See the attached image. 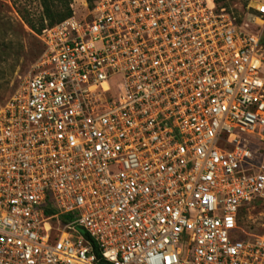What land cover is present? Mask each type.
Listing matches in <instances>:
<instances>
[{"label": "built area", "instance_id": "built-area-1", "mask_svg": "<svg viewBox=\"0 0 264 264\" xmlns=\"http://www.w3.org/2000/svg\"><path fill=\"white\" fill-rule=\"evenodd\" d=\"M250 4L97 0L41 30L0 101V264H264Z\"/></svg>", "mask_w": 264, "mask_h": 264}, {"label": "rangeland", "instance_id": "rangeland-1", "mask_svg": "<svg viewBox=\"0 0 264 264\" xmlns=\"http://www.w3.org/2000/svg\"><path fill=\"white\" fill-rule=\"evenodd\" d=\"M72 15L77 19L87 17L90 11L86 0H68ZM250 4V2H247ZM264 10V6L250 4ZM230 7L242 13L241 0H233ZM40 0H0V101H4L16 87L17 77L36 72V64L43 53L37 29L48 27L49 21L42 16ZM34 25L32 30L25 22ZM254 212V223H264V216Z\"/></svg>", "mask_w": 264, "mask_h": 264}, {"label": "trees", "instance_id": "trees-1", "mask_svg": "<svg viewBox=\"0 0 264 264\" xmlns=\"http://www.w3.org/2000/svg\"><path fill=\"white\" fill-rule=\"evenodd\" d=\"M90 10L93 9L95 6L97 0H86ZM222 2V6L226 8V10H229L230 3L233 2V0H220ZM243 7L246 6L247 2L249 0H241ZM41 7L43 9L42 16L46 18V20L49 21L48 27L53 26L55 24H58L72 16V11L69 7V1L68 0H40ZM26 24L34 30V25L27 19H25ZM43 29V26L36 30L38 34H40L41 30ZM262 45L264 46V37L261 40Z\"/></svg>", "mask_w": 264, "mask_h": 264}]
</instances>
